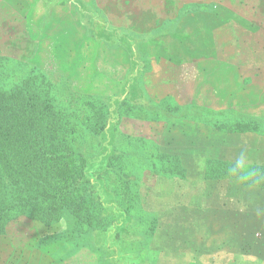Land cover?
I'll list each match as a JSON object with an SVG mask.
<instances>
[{
	"label": "trees",
	"instance_id": "obj_1",
	"mask_svg": "<svg viewBox=\"0 0 264 264\" xmlns=\"http://www.w3.org/2000/svg\"><path fill=\"white\" fill-rule=\"evenodd\" d=\"M65 2L82 16L93 15L91 24L80 23L92 32L94 45L107 43L95 24L112 34L108 48L117 44L122 50L127 71L115 94L105 96L74 89V65L61 53L55 69L0 56V257L5 255L4 264H62L69 256L81 261L92 255L96 264H125L124 258L127 264H154L147 253L159 214L143 203L142 190L152 192L150 180L181 179L186 171L178 156L159 152L153 139L118 134L116 124L123 116L194 120L220 133L262 134L264 116L248 115L231 103L220 113L192 101L174 105L169 95L158 98L147 40L99 20L100 12L81 0ZM205 166L217 180L264 189L263 165L216 160ZM18 221L46 230L38 235V246H58L48 255L39 254L38 246L26 255L20 247L10 254L7 232Z\"/></svg>",
	"mask_w": 264,
	"mask_h": 264
},
{
	"label": "rangeland",
	"instance_id": "obj_2",
	"mask_svg": "<svg viewBox=\"0 0 264 264\" xmlns=\"http://www.w3.org/2000/svg\"><path fill=\"white\" fill-rule=\"evenodd\" d=\"M218 1H224L225 5L223 3L219 5ZM81 2L88 4L89 9L96 8L100 12L99 20L108 21L121 30H130L147 40L144 49L152 60L153 73L150 79L153 83L152 91L158 98L169 95L170 102L174 105L192 101L211 106L214 111H221L220 113L227 110L226 107L230 105L228 100H233L232 107L238 105L245 107L244 101L249 98L245 94L249 87L215 86L216 74H228L216 70V64L224 69L226 65L222 59H227L224 57L228 56L246 63L243 65L245 68L260 60L264 62V54L258 55L253 52V41L237 47V51L245 54L226 53V56L216 52L213 54L211 53L215 48L213 39L202 38V32L196 26L198 18L203 17L202 15L206 16L202 21L214 27L216 13L228 14L227 12L235 11L239 16H251L257 28L264 32V0H81ZM91 15L82 16L65 0H0V56L22 61L30 67L47 64L51 69H55L60 66L57 57L61 53L60 56L64 55V58L74 65L70 74L74 89L83 87L86 91L105 96L115 94L127 71L125 55L118 49L119 47L116 48L117 44L113 49L108 48L113 36L104 31L106 28H98L97 24L95 27L100 35L95 31L94 33L104 36L107 43L105 46L94 45L90 37L92 32L87 31L86 25L80 23L88 21L86 23L91 24L94 19ZM164 18L165 20L161 22ZM97 20L96 23H99ZM162 25L166 31L169 30L168 34L163 36L156 30V27ZM237 25L243 27L244 23ZM63 38L65 44L60 43ZM228 49L229 47L225 52H228ZM203 50L211 52L204 54ZM206 62L211 70L203 73L199 64ZM164 64L165 69H162ZM172 66L175 68L174 73H171ZM204 74L210 76V79L206 80ZM236 74L237 77L233 79L239 82L246 78L249 72L242 70ZM165 77H169L170 82L166 83ZM250 89L254 91L258 88ZM259 104L247 106L259 107ZM261 110H264V106ZM134 118L123 116L116 124L117 133L153 139L159 152L178 156L186 171L181 179H170L165 176L159 179L158 183L150 180L152 192L148 188L142 190L141 194L146 199L143 203L153 209L155 214H159L158 222L163 225L161 230L157 231L153 244L152 238L156 228L149 241L147 255L153 258L154 264H166L165 249L161 248V242L164 245L166 241L164 232L167 228L176 226L179 228L180 225L185 230L210 229L209 233L216 235L214 238L216 240H211L216 244V264H264V191L262 192L264 189L245 186L236 180H217L214 173L207 175L204 169L207 162L216 160L235 163L240 161L245 167L253 164L264 166V138H255L256 136L253 137L251 134L216 133V130L194 120L164 123ZM246 202L249 204L247 214L251 213L248 216L244 213ZM190 222L196 227H191ZM244 226L247 230L246 236L241 235L240 240L234 242L233 234H241ZM59 228L60 226L55 230ZM42 232L46 230L37 227L36 231L32 223L18 221L17 225L10 227L7 232L10 254H15L20 247L25 250L26 255L30 248L38 246V235ZM188 233L192 234L193 231ZM197 240L198 237L190 236L184 240L185 246L191 245L185 252H188V249H195ZM174 243L178 244L175 241ZM57 246L58 244L51 242L39 245L38 253L48 255ZM198 250L192 251L197 253ZM172 255L169 256L170 259ZM229 258H232L233 262H229ZM238 258L239 261H236ZM126 259H123L125 264L128 262ZM4 261L5 255L0 257V264H4ZM96 261L93 255L81 261L75 256H69L62 260V264H96Z\"/></svg>",
	"mask_w": 264,
	"mask_h": 264
},
{
	"label": "crops",
	"instance_id": "obj_3",
	"mask_svg": "<svg viewBox=\"0 0 264 264\" xmlns=\"http://www.w3.org/2000/svg\"><path fill=\"white\" fill-rule=\"evenodd\" d=\"M218 2H219V5H222V3L223 5H225L224 1H221V2L218 1ZM227 13L228 14L226 13L224 14L221 12L216 13V26L214 25V27H210L208 26V22L202 21L204 20L203 17L205 18L206 16L202 15L203 17L198 18L196 27L200 32H202L201 34L202 38L204 39L212 38L214 45H215L214 46L215 48H213L214 52L213 51L211 52L209 50H203L202 52L204 54L208 52L215 54L216 52V54L219 53L220 55H224V56H226L225 55L226 53H228L229 55L231 54L237 55V53L245 54L244 52L237 51V47L241 45H246L247 43H250L253 41L254 42L253 52H256V54L258 55H263L264 54V32H262L259 28H257L255 22L252 20V17L251 16H246V17L239 16L235 13V11L227 12ZM182 19L183 17L180 19L181 26L183 24ZM186 19L188 18L186 17ZM164 20L165 18L161 22H163ZM241 22L244 23L243 27H241V25L240 26L237 25L238 23H241ZM156 30L161 32L160 35L162 36L168 34L167 32H169V30L166 31L163 28V25L160 26L159 28L156 27ZM228 47H229L228 52H225L227 51L225 49H227ZM196 49H200V48H196ZM224 58H227V59H222L223 64L226 65V67L222 69L218 64H216V70H222L224 72H228V74L226 75L216 74L215 76L216 82L214 85L215 86L217 85L219 87H229V88H232V87H235V88L244 87L245 88L248 86L249 89L246 90L245 95L249 98L245 99L244 101L245 108L243 106L244 110L242 111L248 115H253L255 117L264 116V110H261L262 106H264V62L260 60L251 66H247L243 68V65L246 63L238 62V60L236 61L232 58H229L228 56ZM204 59L216 60V58H211V59L204 58ZM197 61L200 62V60H197ZM207 63L208 62L199 64L200 67H202L201 70L203 71V73L209 72L211 70L209 69V64ZM166 64L163 65L162 69H165ZM242 70L249 72V74H247L246 78H244L243 80H239V82L238 81L235 82V79L233 78H236L237 77L236 73ZM174 72H175V68H173L172 66L171 73H174ZM204 78L206 80H209L210 76H207L204 74ZM165 79H166V83L170 82L169 77H165ZM252 87L258 88V89H254L253 91L252 89H250ZM228 101L229 103L233 102V100H228ZM247 104H259V107L252 105L250 106V108H248L249 106H247ZM240 107L241 106L239 105L235 106V108H239V109ZM216 133H220V132L216 131ZM247 134H251L253 137L256 136L255 138H264V133L260 134L256 132L235 133L234 135H247ZM263 191L264 190H262V192ZM248 209H249V204L246 202L244 206L245 214H247ZM248 215H251V213L245 216H248ZM249 222H251V220ZM190 226L196 227L193 225V222H190ZM162 227L163 225L160 222H158L156 226L155 235L152 238V244L154 241L153 239H155L156 237L157 231H160ZM240 227H241V224H240ZM245 227L246 226L242 228H245ZM189 231H193V233L189 234L188 233ZM206 231L207 233H205ZM209 232H210V229H205V228H202V229L197 228L195 231L192 230L191 228H188L187 230H185L182 227V225H180L179 228H177V226L174 228H169V229L167 228L164 232L166 236L165 244L162 245V242H161V248L165 249L164 250L166 253L165 256L167 257L166 264H189V262L192 264L193 263L194 264H216V246H215L216 244L211 241V240H216L214 239L216 238V235L211 234ZM246 232L247 230L245 228L243 231H241V234L239 235L233 234V237H232L233 241L236 242L240 240L239 238L242 237L241 235L246 236ZM189 236L191 238L198 237L199 240H197V245L195 249H188V252H185V249H187L188 246L191 247V245L185 246V244H183L185 242L184 240H187ZM174 241L177 242L178 244H175ZM207 241H211V243H207ZM192 250H198V252L194 253V251ZM173 251H177L178 253H171ZM161 255H164V254H161ZM170 255H172V259L169 258ZM229 259H230L228 260L229 262H233L232 258H229ZM248 260L250 261L251 259H248ZM236 261H239V258L236 259Z\"/></svg>",
	"mask_w": 264,
	"mask_h": 264
},
{
	"label": "clouds",
	"instance_id": "obj_4",
	"mask_svg": "<svg viewBox=\"0 0 264 264\" xmlns=\"http://www.w3.org/2000/svg\"><path fill=\"white\" fill-rule=\"evenodd\" d=\"M241 166V162L240 161H237V167H240ZM235 170V169H233Z\"/></svg>",
	"mask_w": 264,
	"mask_h": 264
}]
</instances>
